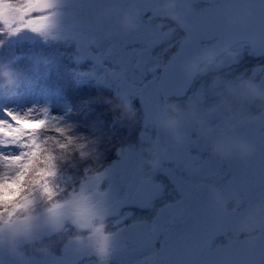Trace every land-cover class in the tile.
<instances>
[{"label": "snow or ice", "instance_id": "1", "mask_svg": "<svg viewBox=\"0 0 264 264\" xmlns=\"http://www.w3.org/2000/svg\"><path fill=\"white\" fill-rule=\"evenodd\" d=\"M161 2L162 0H19V2L0 0V36L16 35L27 29L43 35L46 39L51 36L53 39L74 40L79 53L77 61L85 59L94 61L93 69L85 75L95 79L97 84L109 88L115 85L116 95L123 99L128 100L130 91L140 97L145 109L144 126L147 128L152 125V118L160 108L162 97L164 99L167 96L186 94L191 77L184 75L175 67L182 59L206 48L216 51L223 41H230L231 45L246 41L255 50L264 53V0H210L216 7L202 9L199 15L216 13L217 19L213 27L197 31L195 39H192V15L196 14L192 7L193 0H176L178 8L182 9L186 4L191 9L185 17L190 42L180 41L178 51L167 65L154 62L149 66L151 43L145 40L144 33L152 30V20L160 14ZM129 4L134 5L140 15L139 27L134 32H117L112 40L105 41L102 36L104 31H116L114 17H97V10L103 7L119 10ZM65 7L69 11H62ZM239 7L250 10L247 27L230 28L225 23L222 13L226 8ZM147 12H151V16L144 19ZM133 36L135 40L130 42L127 38ZM202 39H215V43L201 47L199 42ZM130 43L143 45L133 49L138 57L135 68H146L153 75V79L148 83L144 82L141 87L136 86L137 81L130 82L127 77L128 69L124 64V56ZM93 46L96 48L103 46L102 51L94 54ZM109 59L119 66L118 69L105 67L104 61ZM161 68L163 73L157 77V70ZM98 69L103 71L100 72ZM121 69L124 72L123 77L117 74ZM171 77L177 78L178 86L165 87ZM139 81H144L143 75ZM158 81L161 86L156 89L153 96L151 90ZM261 85L264 86V83ZM3 112L6 118H0V217L6 215L7 222H11L18 212L47 199L51 204L47 214L56 219L64 233L75 231L65 244L64 254H72L76 259L72 261L57 259L44 252L42 257L27 255L25 264H79V260L85 257H94L95 264H113V261L123 264L124 257L130 254L129 234L140 227L146 228V238L139 245L131 246V254L137 256L133 264H147L150 255L157 257L159 264H235L223 255V249L199 243V236L212 226H217L221 233L227 235L231 224L247 208L257 203L264 204V161L260 167L258 192L253 188L221 189L225 195L238 194L241 201L238 210L228 218L219 219L211 211L209 185L203 180L194 184L192 181L173 179L181 193L180 199L160 209L151 225L138 222L125 225V221L132 214L123 212L124 208L133 206L151 208L163 190V185L154 182L150 175L144 174V157L141 150L139 152L131 148L126 150L135 154L140 161L137 168L140 182L134 192L126 193L123 197L119 195L116 187L118 174L111 168L94 171L93 168L87 167L78 186L73 184L69 188L68 184L72 177L63 175L60 166L70 163L74 157L81 161L89 158L98 159L96 141L73 134V126L62 124L63 117L51 115L47 108L33 107L23 112L5 108ZM208 119L209 117L207 121ZM246 125L248 124L236 129L237 133L249 139L258 131L259 145H256L255 140H249L255 144L256 150L264 154V125L258 126V129H250ZM142 140L145 139L142 137ZM146 141L150 143L151 139ZM117 154L120 155V150ZM168 156L169 153L166 157ZM194 194L198 201L200 197L204 198L203 215L197 220L194 229L179 235L182 254L173 259L167 255L170 246L167 233L172 229L165 228L161 220L168 215L170 219L167 223L174 224L177 213L184 212L188 207L187 201ZM233 217L236 219H232ZM51 234L50 231H46L41 234V238ZM237 240L244 246L243 251L248 256L243 264H264V229L252 244L239 238ZM158 241L160 248L157 250ZM0 264H11L5 260L2 247Z\"/></svg>", "mask_w": 264, "mask_h": 264}, {"label": "clouds", "instance_id": "2", "mask_svg": "<svg viewBox=\"0 0 264 264\" xmlns=\"http://www.w3.org/2000/svg\"><path fill=\"white\" fill-rule=\"evenodd\" d=\"M160 14L154 19L155 30L171 37L177 32H184L181 41L190 42L188 26L185 17L191 9L184 5L178 8L176 0H162L159 5ZM225 23L230 28L244 29L250 10L246 7L226 8L223 11ZM97 17H114L116 31H104L105 41L112 40L119 33L134 32L140 24V15L134 5L129 4L122 9L103 7L97 10ZM239 53L228 41L220 43L218 50L202 49L197 54L182 59L175 67L178 71L191 78H211V89L216 97L214 103L204 106L205 96L201 92L193 94L188 100L180 97L175 99L167 96L161 101L160 108L152 118V126L163 136L151 138V142L141 148L145 154V164L151 172L160 169L169 148L186 142L187 133L207 141L208 152L212 158L228 160L232 158L247 159L255 154L256 146L247 137L237 133L241 125H264V86L243 73L235 80H226L219 71L228 64L237 62ZM123 77V70L117 73ZM19 73L7 64H0V89L16 86ZM103 102L111 106L112 111H118L120 119L135 123L137 110L133 104L115 94L114 98H103ZM255 108L254 113L251 109ZM219 115L220 121L214 127L209 126L207 118ZM209 207L219 219L232 216L240 206L238 194L225 195L215 185L208 186ZM51 206L47 199L34 207L18 212L11 222L7 216L0 217V247L6 261L11 264H25V249L35 252H47L48 245L44 243L41 234L50 231L57 236L63 234L62 227L56 219L47 214ZM264 229V204L257 203L247 208L230 226L231 236L255 242L260 231ZM221 235H225L220 233ZM228 236V235H225ZM22 242V243H21ZM147 264H159L154 255L147 258Z\"/></svg>", "mask_w": 264, "mask_h": 264}, {"label": "trees", "instance_id": "3", "mask_svg": "<svg viewBox=\"0 0 264 264\" xmlns=\"http://www.w3.org/2000/svg\"><path fill=\"white\" fill-rule=\"evenodd\" d=\"M77 56L71 44L0 36V64H7L19 73L16 86L0 89V113L4 115L5 108L16 110L22 99L42 96L63 107L49 112L63 117L62 124L72 125L73 134L96 141L98 159L81 161L74 157L70 163L60 166L63 175L72 177L69 188L73 184L78 186L85 168L107 169L115 159L116 150L131 142L137 147L141 131H148V127L141 126L143 121L137 104H133L137 110L136 121L130 123L121 120L119 112L112 111L111 106L103 102V98H114L115 94L87 77L90 63L77 61ZM244 61L247 68V57Z\"/></svg>", "mask_w": 264, "mask_h": 264}, {"label": "rangeland", "instance_id": "4", "mask_svg": "<svg viewBox=\"0 0 264 264\" xmlns=\"http://www.w3.org/2000/svg\"><path fill=\"white\" fill-rule=\"evenodd\" d=\"M13 2H19V0H13ZM62 11L67 12L69 11L68 8L62 9ZM61 37L63 36V34H60ZM14 38H23V39H34L37 41H46L48 39L55 41L56 43L59 44H66V45H72L77 53V55H79L78 51H77V45L76 42L74 40H70V39H64V38H57V39H53L51 36H49L47 39L39 34V33H33L27 29L17 33L16 35H11ZM130 42L134 41V40H130V37L127 38ZM149 41V40H146ZM151 43V60L149 61V66H151L152 63L154 62H159L160 64L164 63V57L162 56V52L161 51H154V48H158L157 46L162 47L163 45L165 47H168L170 45L169 40L167 41H163V42H158V43H153L152 41H149ZM143 45L140 44H136V43H130V47L127 49V54L124 56V64L127 67L128 71H127V77L128 80L131 81H137L136 82V86L137 87H141L143 85V83H148L149 81H151L153 79V75L150 71H148L146 68H144L143 72L141 73L139 71V69L135 68V62L138 59V57L135 55L133 49H137L139 47H142ZM102 48H96L95 46L92 47V52L94 54L99 53L102 51ZM235 51H237L239 53V58L237 60V62L233 63V64H228L227 61H225V66L229 67V71L226 74H229L232 76V78L230 79H226V77H223V73L226 72V69H221L219 72V75L226 80H235L236 78L239 77V75L241 73L244 74L243 71L241 70H237V72L234 71L233 66H241L243 65V63L245 62L244 59L247 57L246 56V49L243 46H237L236 48H234ZM147 59V58H146ZM84 61H88L89 64V68H88V72H90L93 67H94V61H92L91 59H85V60H81V62ZM105 67L107 68H117L118 69V65H115L113 63L112 60H105L104 61ZM159 70V69H158ZM158 70L156 75L158 76ZM98 71L102 72L103 69H98ZM234 72V73H233ZM141 75H143V80L144 81H139ZM87 76V75H86ZM89 77V76H87ZM95 80V79H94ZM201 84H196L195 88L193 89V94L197 93V92H201L204 96H205V104L204 106L207 107L208 105L212 104L215 102L216 97L213 95V90L211 89V81L208 82H203V79L200 80ZM209 83V84H208ZM101 85V84H100ZM104 86V85H102ZM106 87V86H105ZM111 89L112 92L114 94H116V86L113 85V87L109 88ZM152 94L153 96L155 95V91H156V87L155 85L152 88ZM193 94H191L188 98H186L185 100H188ZM128 101H130L132 104H137L140 110V118L139 119L142 123V125H145V109L143 107V104L141 102V99L138 95H135L133 92H129L128 95ZM47 108L48 110H52L54 111H58L63 109V107L61 105H57L56 102L54 100L48 99V98H44L42 96L38 97V96H34V97H27L26 99H22L21 100V104L20 107H16V111L19 112H23L26 109L29 108ZM0 118H6L3 113H0ZM219 118V115H214L209 117L208 119V124L209 126L214 127V125L212 124L214 119ZM138 125V124H136ZM247 128L250 129H258V126L256 125H246ZM154 131L156 130L152 125H150L148 127V131L144 132V129L141 131L140 136L137 138L138 142L137 144H139L137 147H134V143L131 142L130 144H128L125 147H122L118 150H120V155L117 154L118 150H116L115 152V159L114 161L108 166V168H111L114 172H116L118 174V178H117V183H116V187L119 191V195L121 194V196H124L126 193L131 192L132 190V185L135 184L137 181L139 182L140 177L137 175V168L138 165L140 163L139 159L137 158V156L133 153H128L126 150L131 148L134 149L135 151L139 152L141 150V148H143L144 146H146L148 144V142L146 141L147 139H151L154 138L156 136H160L161 139L163 140V136L158 132V130H156V134L153 137H150L149 131ZM192 132H188L187 133V139L186 142L182 145L179 146H172L169 148V156L165 157L164 161L162 162V165L160 167L159 170H157L156 172H151L146 164H145V154L143 153V157H144V165H143V172L144 174L150 175L152 180L158 184H160L156 179H154L153 177L157 178V179H162L164 180L163 176H161L160 171L163 170V165L169 164L170 162L173 163L174 161H177L176 163H179L182 165V167L185 165V167L187 168V164H191L195 162L194 159H187L186 157H188V151H189V146L191 148L192 145ZM254 139L255 141L259 140V132L256 131L253 133ZM142 137L145 140H142ZM195 139V143L197 145V143H201L202 147L200 148L201 152H208V145H207V141L204 140H200L197 137H194ZM250 139V137H249ZM194 143V142H193ZM194 143V144H195ZM135 144V145H137ZM194 160V161H193ZM199 162V170L202 173H196L195 169H192V175H190V178L187 181H193L191 179V177H194V174L198 175L199 180H201V178H203V176H205L206 174L210 175L212 174L216 167L217 169L218 167V162L215 158H212L209 153H205L204 156L200 158V160H198ZM175 163V165H176ZM192 166V164H191ZM195 170V171H194ZM198 171V170H197ZM207 175V176H208ZM194 184L195 183H199L200 181L198 180H194L193 181ZM245 183V182H244ZM207 185H215L220 189H224V188H232V185H227L226 183H223V181H219V182H215L214 184H207ZM174 187L176 188V184L170 187H165V192H167L168 190L173 191ZM247 188V182L246 184H236V189L239 190H244ZM176 190L178 191L179 195H175V196H168L166 198L160 197L159 200L155 202V207H153L152 209L156 212V215L158 213V211L162 208H164V206L166 204H171V203H175L176 200L181 198V193L179 192V190L176 188ZM176 192V191H175ZM176 194V193H175ZM204 198L200 197L199 201L197 200L195 194L193 195V197L187 201V205L188 207L184 210L183 213H177V218L175 220L174 224H169L167 223V221L170 219V217L168 215H165V217L161 220V223L164 225L165 228H171L172 231L167 233L168 238H169V249L167 251V255L172 257L173 259L178 258L181 254H182V249H181V242L178 239L179 235L190 230V229H194L195 225L197 223V220L199 218H201V216L203 215V211H204ZM156 217V216H155ZM155 219V218H154ZM232 219H236L235 217ZM145 225H151V223H144ZM220 229L217 226H212L210 227L206 232H203L200 234L199 236V243L204 244L207 243L210 246H215L214 248H221L223 249V255L228 257L229 259H231L232 261L235 262V264H243V262H245L248 259L247 254L243 251V245H239L238 243H229L228 245H226L225 247L222 246L221 244H217L221 241V238H219L220 236ZM146 238V228L144 227H140L137 228L135 230H133L130 234H129V240L131 243V246L134 245H139L140 243H142ZM161 239H163V237H161ZM217 245V246H216ZM64 246V245H63ZM130 246V247H131ZM156 248L157 250L160 248V243L159 241L156 244ZM48 252V251H47ZM50 255H53L51 252H48ZM29 256L31 255H36L38 257H42L44 255V253L41 252H35L32 250L28 251ZM94 258V257H93ZM135 259H137L136 255L130 254L125 256L123 261V264H133V262L135 261ZM94 261L89 263V264H95V258L93 259ZM80 261V260H79Z\"/></svg>", "mask_w": 264, "mask_h": 264}, {"label": "flooded vegetation", "instance_id": "5", "mask_svg": "<svg viewBox=\"0 0 264 264\" xmlns=\"http://www.w3.org/2000/svg\"><path fill=\"white\" fill-rule=\"evenodd\" d=\"M67 8V7H65ZM63 8V9H65ZM151 16V12H147L144 14V19H147V17ZM155 21L152 20V30L144 33V38L145 40H149L152 41L154 44L158 43V42H163V41H167L169 40L170 45L168 47H165L164 45L162 47L157 46L158 48H154V51H161L162 52V56L164 57V63L167 61L168 57L171 55V53H173V51L176 49V46L178 44V42L182 39L183 34L180 32L175 33L174 35H172L171 37L169 36H165L164 34L157 32L155 30ZM130 40H135V37H130ZM206 44H202V46H204ZM209 45V43L207 44ZM163 63V64H164ZM162 64V65H163ZM223 69H226V72L223 73V77L225 76L226 79H230L232 78L231 75L226 74L229 71V67L225 66ZM233 69L235 72H237L236 69L241 70L244 72V76L249 77L251 79H253L254 81L258 82V83H264V54L258 58H255L250 52L249 49L247 47V68L242 66H233ZM245 69V70H243ZM144 70V68H140L139 71L142 73ZM160 70V69H159ZM158 70V72H159ZM255 70V71H254ZM221 72V71H219ZM234 73V72H233ZM203 79V82H208L211 81L210 76H205V77H195L193 85L191 86L188 94L186 95V98H188L191 94H193V89L195 88L196 84H201L200 80ZM225 79V78H224ZM209 84V83H208ZM156 87V85H155ZM183 99V100H184ZM251 111H253L254 113L256 112V109L253 108L251 109ZM220 121V116L217 119H214L213 121V125L214 127L219 123ZM150 137H153L156 134V130L154 131H149ZM192 145L191 148L189 146V151H188V157H186L187 159H194L195 162L191 164H187V168L185 167V165L182 167L181 164L176 163L177 161H174L173 163H169L166 165H163V170L160 171L161 176H163L164 180L162 179H157L155 177H153L154 179H156L161 185H163V190L162 193L158 196L157 199H155V201L153 202V207H155V202L156 200L158 201L160 197L166 198L168 196H175V195H179L178 191L176 190V188L174 187L173 191L168 190L167 192H165V187H170L175 185V183H173V179L175 180H182V181H187L190 178V175H192V169L196 170V173H202L199 170V162L198 160H200L201 156L203 157L205 153H209V152H201L200 148L202 147L201 143H195V133L192 132ZM250 139H254V136H250ZM195 144H194V143ZM256 145H259V140L255 141ZM193 160V161H194ZM218 162V169L216 167L215 171L208 175L206 174L205 176H203V178H201V180L204 181V183L207 184H214L215 182H219V181H223V183H226L227 185H232V188L236 189V184H246L247 182V188H253L255 189V191L258 192L259 190V184H258V180H259V173H260V167H261V163L262 161H264V154H261L258 150L255 151V154L252 155L251 157L247 158V159H237V158H232V159H228V160H219L216 159ZM176 163V165H175ZM194 170V171H195ZM198 170V171H197ZM208 175V176H207ZM193 179L191 180H199L198 175L194 174V177H191ZM192 181V182H193ZM245 182V183H244ZM194 183V182H193ZM138 184V181L132 185V190L131 192H134L136 186ZM176 191V192H175ZM176 193V194H175ZM121 196V194H120ZM123 197V196H121ZM151 208H146L144 210H138V209H134L132 207H126L123 209V212L125 213H131L132 215L129 217V219L127 221H125V225H131L135 222L144 224V223H151L153 222L155 216H156V212ZM234 218V217H233ZM75 231H70L67 233H64L57 236L55 234H51L48 236L43 237V241L45 244L48 245V252H51L53 255H51L52 257H55L57 259H65L67 261H72L74 259H76V257L72 254L69 255H65L64 254V247L65 244L68 242V238L71 235H74ZM228 236L225 235H221L219 236V238H221V241L217 244H221L222 246H226L229 243H238L240 244V241L237 240V238L235 236H231V232L229 231ZM241 239H243V237H241ZM64 245V246H63ZM131 246V243H130ZM217 246V245H216ZM74 247V246H73ZM215 246H213L214 248ZM28 249H25L26 255L28 254ZM130 251H131V247H130ZM94 258H88L85 257L84 259L79 261V264H89L91 262H93ZM124 263V261H123ZM113 264H118L117 261H113Z\"/></svg>", "mask_w": 264, "mask_h": 264}, {"label": "water", "instance_id": "6", "mask_svg": "<svg viewBox=\"0 0 264 264\" xmlns=\"http://www.w3.org/2000/svg\"><path fill=\"white\" fill-rule=\"evenodd\" d=\"M192 7L196 11V14L192 15V30H193L192 39H195V35H196L197 31L209 29V28L214 26V22L217 19V15L218 14L210 13L207 16L199 15L200 10H202V9H208V8L216 7V5L211 3L210 0H193ZM257 8H258V5H257ZM257 23H258V20H257ZM181 33L183 34V36L185 35L184 32L181 31ZM228 42H230V41H228ZM199 43H200L201 47L211 46V45H213L215 43V39H213V40H203L202 39V40H200ZM208 43H209V45L202 46V44H208ZM239 44H246L248 46V48H249L250 53H252L255 58H258V57H260V56H262L264 54V53H260L257 50H255L253 48V46L250 43L246 42V41H241L239 43L233 44L232 47H235V46H237ZM178 47H179V43H178L175 51L169 56L168 60L166 61V63L164 65H167L169 63V61L171 60L173 55L178 51ZM162 73H163V69L161 68L160 71H159V75L158 76L162 75ZM194 79H195V77L191 78V81H190V84H189V86L187 88L186 94L188 93L190 87L192 86ZM160 86L161 85H160V83L158 81L157 84H156V88L158 89ZM164 86L168 87V88H174V87L178 86L177 78L176 77H171L170 80ZM186 94L182 95V96H172V98L175 99L177 97H180L182 99V98H184L186 96ZM161 99L163 100V97ZM139 182H140V180H139ZM139 182H138L136 188L139 186ZM132 208L138 209V210L146 209V208H140V207H135V206H133Z\"/></svg>", "mask_w": 264, "mask_h": 264}]
</instances>
